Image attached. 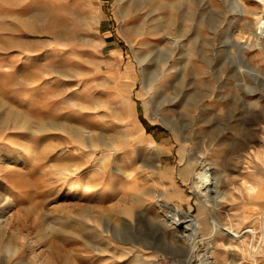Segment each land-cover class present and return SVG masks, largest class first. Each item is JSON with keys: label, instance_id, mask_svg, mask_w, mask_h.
<instances>
[{"label": "rangeland", "instance_id": "374dc122", "mask_svg": "<svg viewBox=\"0 0 264 264\" xmlns=\"http://www.w3.org/2000/svg\"><path fill=\"white\" fill-rule=\"evenodd\" d=\"M247 224L258 244L264 0H0V264H243Z\"/></svg>", "mask_w": 264, "mask_h": 264}, {"label": "bare ground", "instance_id": "6f19581e", "mask_svg": "<svg viewBox=\"0 0 264 264\" xmlns=\"http://www.w3.org/2000/svg\"><path fill=\"white\" fill-rule=\"evenodd\" d=\"M61 52H64V50H61ZM139 130H141L143 132V127L140 126L139 127ZM141 136H143V133H141ZM153 146L155 147V149L157 151L160 152L161 149L167 147V144L166 145H159L158 143H156V144L153 143ZM112 158H113V153L110 152V160H112ZM107 159H108V156L104 157L103 158V161H107ZM202 164H203V166H201V168H198L196 170V172H195L196 176H195V180H194V186H195V188L197 190L198 195L204 196V199L205 200H210V198H209L210 196L209 195H210L211 191H213L216 188V186H218V184H219V178H220L219 175H220V173H221L222 170H220L217 167H213L212 165L207 164L206 162H203ZM147 176H149V174ZM249 187H253V183L252 182L249 183ZM87 189L88 190H92L93 188H92L91 185H88L87 186ZM3 208H5L4 205L2 206V209ZM180 211L181 210H180V208L178 206L175 210H173L168 215V217L166 218V220L169 221L170 224H174L175 225L178 221H180L182 219V215H180ZM183 217H187L186 218L187 219V223L185 224V226L182 229V231L183 232H186L187 230H189L190 228H192L193 229V231H192L193 233L192 234L194 235V237H197L198 231L200 229V219L198 217H196V216H193V215L189 214V213L184 214ZM183 220H185V219H183ZM215 225H216L215 226L216 229H218L217 227H219V225L221 226V224H217V223ZM230 228H231V231L230 232L234 236L243 235V234H241L242 232H249V234L253 235V238H251L252 239V242L249 241V242H251V247L253 248V250H252V252H250V256H248L247 258H244L243 259V264H254V263L256 264V262H257L256 261V259H257V252L259 251V248H260V246L262 244V240L264 239L263 238L264 235L262 236V239L260 240V242L257 244L255 242V238L257 236L258 230L253 225L247 224V225H245L241 229H237L235 227H230ZM242 239L245 240L246 238L243 237ZM132 241H134L135 245L137 244L136 246L141 249L142 245H141V242L139 240L134 239ZM143 245H145L147 248H149V246H150V244H146V242H145V244L143 243ZM204 253H206V252H204ZM192 255H194V254H192V252H190L189 259L191 258ZM143 258H147L148 259L147 261H145V263H148V264L150 263L151 257H147L146 255H144V253H139V259H143ZM204 259H205L204 261H205L206 264H216V263H214L210 259V256H208V255H205ZM187 264H189V262Z\"/></svg>", "mask_w": 264, "mask_h": 264}]
</instances>
